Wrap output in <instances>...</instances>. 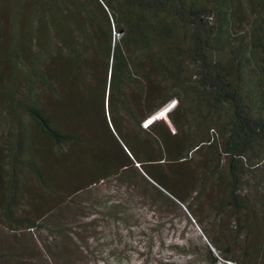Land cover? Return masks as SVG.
<instances>
[{
  "label": "trees",
  "instance_id": "16d2710c",
  "mask_svg": "<svg viewBox=\"0 0 264 264\" xmlns=\"http://www.w3.org/2000/svg\"><path fill=\"white\" fill-rule=\"evenodd\" d=\"M134 179L183 264H264V0H0V264H84L92 210L142 218L83 194Z\"/></svg>",
  "mask_w": 264,
  "mask_h": 264
},
{
  "label": "rangeland",
  "instance_id": "374dc122",
  "mask_svg": "<svg viewBox=\"0 0 264 264\" xmlns=\"http://www.w3.org/2000/svg\"><path fill=\"white\" fill-rule=\"evenodd\" d=\"M134 180L141 186L140 190L139 185L134 182L131 188H128L122 181H110L101 185L96 191L83 194L86 203H89V200L104 202L100 199L102 197H105L109 203L125 202L131 212L133 210L139 212L138 215L142 218L135 226L131 222L108 218L101 208L96 207V210H92L91 214L95 213L93 218L96 220L84 252L80 254L84 264H166L170 261L183 264L188 259L196 258L192 251L205 252L206 238L203 237L195 217L190 215L182 204L180 207L167 205L160 196L152 197L150 200L141 195L146 193L145 189L149 186ZM96 193H100L99 197ZM157 199L159 202L156 201ZM82 222L85 225V222L91 221ZM153 225H157L154 226L157 228L155 231L152 229ZM7 233V229L0 226V239L2 238L3 242L8 241L5 236ZM76 233L80 235L81 230H76ZM25 236L19 237L27 240L29 244L35 245L36 241L41 244V248L38 249L48 253L43 241L44 237L39 233L34 237L31 233H26ZM35 249L38 251L37 248ZM198 258L202 261L204 255L200 254ZM35 262L38 264L37 261Z\"/></svg>",
  "mask_w": 264,
  "mask_h": 264
},
{
  "label": "bare ground",
  "instance_id": "6f19581e",
  "mask_svg": "<svg viewBox=\"0 0 264 264\" xmlns=\"http://www.w3.org/2000/svg\"><path fill=\"white\" fill-rule=\"evenodd\" d=\"M164 114H162V116H163Z\"/></svg>",
  "mask_w": 264,
  "mask_h": 264
}]
</instances>
